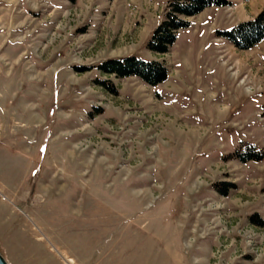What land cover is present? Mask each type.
<instances>
[{
	"label": "rangeland",
	"instance_id": "rangeland-1",
	"mask_svg": "<svg viewBox=\"0 0 264 264\" xmlns=\"http://www.w3.org/2000/svg\"><path fill=\"white\" fill-rule=\"evenodd\" d=\"M171 1L0 0L7 264H264V40L218 35L264 0L208 7L156 54ZM127 57L166 81L98 70Z\"/></svg>",
	"mask_w": 264,
	"mask_h": 264
},
{
	"label": "trees",
	"instance_id": "trees-1",
	"mask_svg": "<svg viewBox=\"0 0 264 264\" xmlns=\"http://www.w3.org/2000/svg\"><path fill=\"white\" fill-rule=\"evenodd\" d=\"M227 5V0H172L169 2L163 21L151 36L148 43L149 51L166 54L174 44L178 31L190 25L186 19L198 15L208 7ZM218 35L239 50L253 48L264 40V11L256 19L238 24L230 30L218 32ZM98 70L103 75H114L121 79L136 77L149 86H157L168 77V71L161 63L144 61L135 57L108 60L100 64ZM221 193L226 195L224 191Z\"/></svg>",
	"mask_w": 264,
	"mask_h": 264
},
{
	"label": "water",
	"instance_id": "water-1",
	"mask_svg": "<svg viewBox=\"0 0 264 264\" xmlns=\"http://www.w3.org/2000/svg\"><path fill=\"white\" fill-rule=\"evenodd\" d=\"M0 264H7L1 254H0Z\"/></svg>",
	"mask_w": 264,
	"mask_h": 264
},
{
	"label": "bare ground",
	"instance_id": "bare-ground-1",
	"mask_svg": "<svg viewBox=\"0 0 264 264\" xmlns=\"http://www.w3.org/2000/svg\"><path fill=\"white\" fill-rule=\"evenodd\" d=\"M72 263V261L70 260V261H68V264H71Z\"/></svg>",
	"mask_w": 264,
	"mask_h": 264
}]
</instances>
